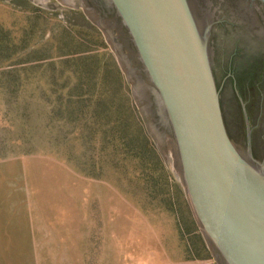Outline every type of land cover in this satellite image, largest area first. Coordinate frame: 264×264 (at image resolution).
<instances>
[{
	"label": "rangeland",
	"instance_id": "obj_1",
	"mask_svg": "<svg viewBox=\"0 0 264 264\" xmlns=\"http://www.w3.org/2000/svg\"><path fill=\"white\" fill-rule=\"evenodd\" d=\"M63 1L0 0V214L42 216V264H217L114 27Z\"/></svg>",
	"mask_w": 264,
	"mask_h": 264
},
{
	"label": "water",
	"instance_id": "obj_2",
	"mask_svg": "<svg viewBox=\"0 0 264 264\" xmlns=\"http://www.w3.org/2000/svg\"><path fill=\"white\" fill-rule=\"evenodd\" d=\"M66 4L63 0H60ZM128 71L173 142L180 181L217 264H264V162L232 140L216 68L238 44L264 52V0H95ZM117 42V41H116Z\"/></svg>",
	"mask_w": 264,
	"mask_h": 264
},
{
	"label": "flooded vegetation",
	"instance_id": "obj_3",
	"mask_svg": "<svg viewBox=\"0 0 264 264\" xmlns=\"http://www.w3.org/2000/svg\"><path fill=\"white\" fill-rule=\"evenodd\" d=\"M82 1L92 14L109 21L95 0ZM112 31L119 50L128 55L119 31L115 27ZM217 58L216 75L230 136L245 149L250 134L252 153L264 162V52L245 43L238 44L228 59Z\"/></svg>",
	"mask_w": 264,
	"mask_h": 264
},
{
	"label": "crops",
	"instance_id": "obj_4",
	"mask_svg": "<svg viewBox=\"0 0 264 264\" xmlns=\"http://www.w3.org/2000/svg\"><path fill=\"white\" fill-rule=\"evenodd\" d=\"M11 223L18 229L16 230L17 240L14 246L9 245L10 239H6L7 235H11L10 229H6ZM43 231L41 215L28 214L23 211L0 214V264H5V253L26 254L21 258V264H42L41 254L53 252V248L49 245L45 244L44 246L42 244ZM29 243L31 244L28 245Z\"/></svg>",
	"mask_w": 264,
	"mask_h": 264
},
{
	"label": "trees",
	"instance_id": "obj_5",
	"mask_svg": "<svg viewBox=\"0 0 264 264\" xmlns=\"http://www.w3.org/2000/svg\"><path fill=\"white\" fill-rule=\"evenodd\" d=\"M87 53H88L87 51H79V52H76V53H74L73 58H70V59H71V61H73L74 65L76 67H79L82 70H86V71L89 70L90 71L82 79H85L86 78L87 81H91V80L93 81L96 78V76H95V73H92L91 71H93L97 67L95 66L94 63H92L91 60H89L90 58H89V56H88ZM66 62H68V61H66ZM76 78H77V80H81V78L78 75L76 76ZM75 92L76 93L73 92L72 95L74 94L73 96L74 97L76 96V98L78 100H80V98H81V96H82L83 93L77 92V91H75ZM143 139L144 138L141 139L142 142L146 143V140L144 141Z\"/></svg>",
	"mask_w": 264,
	"mask_h": 264
}]
</instances>
